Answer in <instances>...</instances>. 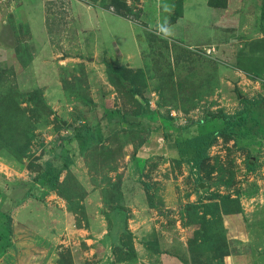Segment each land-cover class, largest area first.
I'll use <instances>...</instances> for the list:
<instances>
[{"label": "rangeland", "instance_id": "374dc122", "mask_svg": "<svg viewBox=\"0 0 264 264\" xmlns=\"http://www.w3.org/2000/svg\"><path fill=\"white\" fill-rule=\"evenodd\" d=\"M261 9L51 0L40 43L31 1L0 0V264H264ZM152 125L172 151L137 161Z\"/></svg>", "mask_w": 264, "mask_h": 264}, {"label": "crops", "instance_id": "0c3cea01", "mask_svg": "<svg viewBox=\"0 0 264 264\" xmlns=\"http://www.w3.org/2000/svg\"><path fill=\"white\" fill-rule=\"evenodd\" d=\"M32 6H35V10H38L37 13L36 12H31L33 13L32 16L30 17L29 21L27 22V28L29 29V32L32 36V38L35 40H37V42L40 41V43H43L44 40V14H43V4L50 2L51 0H30ZM256 4V3H255ZM256 9V12H258V6ZM258 15H260V10ZM104 17L106 18V20L113 22L114 25H120L121 21H123L122 18L112 15L110 13L105 14ZM118 36V35H116ZM122 38V36L120 37ZM114 40V39H113ZM116 40V39H115ZM114 40V44L118 43ZM113 43V41H112ZM37 45V44H36ZM38 48V47H37ZM147 117V116H146ZM142 118H144L143 116L139 117L138 120H142ZM145 122V121H144ZM156 120H153V123H156ZM149 126V125H147ZM167 126H169V124H167ZM152 129L147 132V136L146 139L140 144V146H138L137 150H136V160H143L146 158H149L151 156H155V155H162V154H166L168 152H171L172 150L170 149V145L165 142V136L163 135V130L160 128H155L153 125L151 127ZM173 152L176 153V151L173 150ZM173 154V153H172ZM175 156V154H174ZM138 191L139 195H140V188L136 186L135 181L134 180H125L124 181V185L122 186V194H123V198L124 201H126V203H128V200H130V196L135 192ZM98 193H91L89 196H94L97 197Z\"/></svg>", "mask_w": 264, "mask_h": 264}, {"label": "trees", "instance_id": "16d2710c", "mask_svg": "<svg viewBox=\"0 0 264 264\" xmlns=\"http://www.w3.org/2000/svg\"><path fill=\"white\" fill-rule=\"evenodd\" d=\"M261 19L264 20V0H262ZM14 96L16 95L12 94V97L10 98L11 101ZM20 119L22 120V117H20ZM29 129L30 128L28 127V125L25 126V128L15 129L13 131V137H14V140L18 143V147L12 148L11 142H8L9 145H7L6 143L5 148L7 150H10L14 155L21 156V154L24 152V150L28 146L26 142L29 141V138H28L29 137L28 135L30 134ZM5 140L7 139L4 138L3 132L2 130H0V143L3 144V142H6ZM211 140H212V136L210 133L202 137L201 136L196 137L195 139H193L192 148L197 152V154H201L204 151V146L208 145ZM40 178L43 181H45V183H47L48 185H51L53 183H56V181H58V171L53 167L51 163H46L45 170L40 175Z\"/></svg>", "mask_w": 264, "mask_h": 264}, {"label": "clouds", "instance_id": "9594fccd", "mask_svg": "<svg viewBox=\"0 0 264 264\" xmlns=\"http://www.w3.org/2000/svg\"><path fill=\"white\" fill-rule=\"evenodd\" d=\"M164 31L166 32V35H167V34H170V33H168L166 30H164Z\"/></svg>", "mask_w": 264, "mask_h": 264}, {"label": "built area", "instance_id": "2783aa9c", "mask_svg": "<svg viewBox=\"0 0 264 264\" xmlns=\"http://www.w3.org/2000/svg\"><path fill=\"white\" fill-rule=\"evenodd\" d=\"M172 116H174V113H171Z\"/></svg>", "mask_w": 264, "mask_h": 264}]
</instances>
